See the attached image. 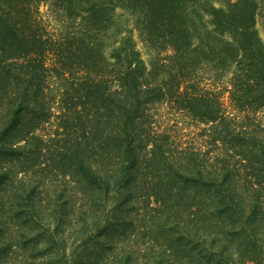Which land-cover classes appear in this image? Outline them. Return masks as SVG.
I'll return each instance as SVG.
<instances>
[{"label": "trees", "instance_id": "1", "mask_svg": "<svg viewBox=\"0 0 264 264\" xmlns=\"http://www.w3.org/2000/svg\"><path fill=\"white\" fill-rule=\"evenodd\" d=\"M216 1L0 0V187H36L30 165L72 154L88 198L131 202L159 187L149 199L163 224L168 200L192 204L169 260L145 264H264V0ZM43 4L64 20L55 29L36 16ZM3 197L0 264L16 250L30 264H139L124 250L98 259L121 213L86 226L91 205L74 206L90 240L52 257L42 208L8 210ZM57 212L56 223L68 218Z\"/></svg>", "mask_w": 264, "mask_h": 264}, {"label": "rangeland", "instance_id": "2", "mask_svg": "<svg viewBox=\"0 0 264 264\" xmlns=\"http://www.w3.org/2000/svg\"><path fill=\"white\" fill-rule=\"evenodd\" d=\"M216 3L218 4V0ZM39 10L40 12L37 14L35 12L36 16L39 17L38 20H43L44 24L51 30L55 29V27L64 21L62 16H54L53 12H50L48 5H41ZM256 20L258 33L264 43V13L261 10ZM70 30L74 31V27L70 26ZM138 47L143 56L147 58L146 48L140 41L138 42ZM48 61H51V56L48 57ZM48 82H50V85L52 84L51 81ZM57 90L58 88L55 89L56 92ZM224 99L227 100V97L225 96ZM169 122L171 123L172 121L169 120ZM45 127L46 131H49L51 128L50 125H46ZM37 161L27 168V180L29 179L30 181L28 183H33L36 187H18L14 181V184H11L14 187H0V192L2 193L3 191V199L8 210L17 203L29 204L37 209L39 207L42 208V216L46 219V222L53 225L57 237L56 241H58V246L55 243V249L51 250V253L48 252L52 257L57 256L54 253H59L58 248L63 245V242L66 243L65 253L74 257V253H79L83 248L78 247V245L83 246L80 239L87 238V241L90 240L89 236L91 234L88 233L87 237L86 233H83V229L80 227V224L84 222L83 216L81 218L78 217V223L74 224V206H78L79 204L91 205L92 208L91 217L86 221V226L94 224L96 216H100L104 209H111V213L115 217L120 213L122 214L120 216V228L122 232L116 233V228L113 230L109 226L107 231L113 235L108 238L112 242L107 246L105 244L104 248L101 247L102 245L98 246V248H103V252L101 250V253H99V260L107 258L108 253L116 254V252L124 250L127 253L130 252L134 258H137L139 264L150 263L153 260L156 262L158 259H162L166 263L169 260V255L165 252L166 248L169 247L167 244L170 241L179 243L181 239L187 237L184 231L189 229L190 219L185 211L192 204L185 202L186 198L184 196L180 197V199L168 200L172 208L170 207L166 210V213L169 215L165 218L166 223L163 224L160 222L162 217L161 209H158L156 204L152 202L154 196L149 199L152 193L158 192L159 187H154L153 191L151 187H141L138 193L136 192L130 199L132 203L126 201L113 202V197L111 198L110 195H107L105 200H97L98 196L97 198L95 197V195H98L97 193H94L91 198H88V195H90L89 190H84L85 187H74V155L69 154L66 156V159L61 161L59 158H55L52 161H50V158H40L38 163ZM62 173H65L64 178ZM21 175H23L22 171L18 173V178ZM36 184H39V187ZM183 188L185 187H181L182 190ZM240 188L244 190L250 187ZM182 194L185 193L182 192ZM111 204L115 207H110ZM62 207L69 214L67 216L68 218H64L65 220L62 219L61 223H56L59 217V212L57 211H60ZM177 209L178 211L175 213ZM180 210L181 214L179 215ZM83 225L85 226V224ZM103 241L102 239L101 242ZM91 243L89 242L88 244L90 245ZM87 251H90V249L88 248ZM16 252L8 260V264H30L33 262L27 260V258L24 260L22 254H20L21 252L17 250Z\"/></svg>", "mask_w": 264, "mask_h": 264}]
</instances>
